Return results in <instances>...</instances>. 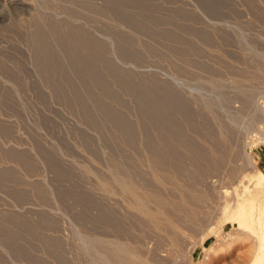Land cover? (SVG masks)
Listing matches in <instances>:
<instances>
[{
  "label": "rangeland",
  "instance_id": "rangeland-1",
  "mask_svg": "<svg viewBox=\"0 0 264 264\" xmlns=\"http://www.w3.org/2000/svg\"><path fill=\"white\" fill-rule=\"evenodd\" d=\"M99 1L44 0L111 32L112 60L64 26L0 21V264H102L117 245L150 264H249L264 249L245 156L264 170V0ZM117 171L159 194L175 228L132 209ZM225 199L247 204V227Z\"/></svg>",
  "mask_w": 264,
  "mask_h": 264
},
{
  "label": "bare ground",
  "instance_id": "bare-ground-1",
  "mask_svg": "<svg viewBox=\"0 0 264 264\" xmlns=\"http://www.w3.org/2000/svg\"><path fill=\"white\" fill-rule=\"evenodd\" d=\"M64 1H65L64 4L66 6V9H72L75 5H77L76 1L78 0H64ZM91 1H93L94 3H100L99 0H91ZM105 1L106 4L108 5V10H110L111 13V11L113 10L114 0H105ZM52 12L53 11L50 9L48 5H46L44 0H0V21L5 22L6 20H8L6 21L7 22L6 26L15 25L16 17L19 18L23 17L25 22L23 23V25L28 24L34 26L36 25V23H40L44 28L47 29H50L54 26H61V27L64 26L66 27V29L78 33V35L86 43L87 50L89 53L95 54L98 53L102 48H104L105 51L108 52V55L111 57L112 60L115 49H114V38L111 32H105L106 36H103L98 32L97 28H93V27L91 28L87 26L86 22L78 21V20L69 22L70 20L73 19H70L71 16L67 12V10L56 11L54 12V15L52 14ZM262 65H263L262 70L264 72V57H263ZM6 82L7 79L6 78L4 79L2 76H0V86L2 85V87H4ZM256 100L255 102L252 101L253 106L257 111L261 112L262 105L261 106L258 105L259 101L257 102L256 105ZM1 121L2 120L0 116V122ZM229 122L232 125L237 124L235 120L233 119L231 120L230 118H229ZM224 129L226 130V128ZM224 129L220 127V134H223V132L225 133ZM245 156L248 162V167L251 168L252 171L255 172L256 174L254 175L255 177L253 182L256 185L264 184V171L260 168L258 169L255 168V160L252 157V155L245 153ZM147 167L149 168L150 174L155 180V182L159 186L165 187L169 179H171V177L169 178L167 174L161 173L158 170L156 161L152 158L148 159ZM112 181L119 188L120 193L132 198L131 201H128V205L140 215L145 216L146 218L154 222V226L156 228H160L158 224L161 221H166L168 223V227L175 228V225L168 218V215L166 214L164 209L158 206L157 207L151 206V202H157L160 199L159 194H154L151 191L142 188L141 187L142 185L139 186L138 184L139 182H136L134 178L132 179V177L129 174H125L124 172L123 173L120 171L115 172L112 176ZM206 181L212 187L213 191L217 188L215 180L207 178ZM180 190H184V188L180 187L178 191V196L181 198V202L184 205H189V202L186 200L183 192ZM217 191H218L217 195L221 199L222 191L220 190ZM246 212H247V204L244 201H240L239 199H237V201L230 203L228 199H225L224 206L222 208V213L224 215H228L229 217L233 218V220L237 221L239 224L238 228H242L243 225L247 227L246 222L243 220V217ZM252 212H253L252 217H255V210L253 209ZM213 228L214 227H211L210 231H212ZM256 228L259 230L260 226L256 224ZM250 230H252V227H250ZM170 240L174 244L177 242L176 238H171ZM113 251L116 252V253L112 252V256L114 257H111L108 254L99 253L98 260L102 264H135V263L150 264V261L147 257L142 259L140 255L134 254L133 250L126 249L121 245L115 246Z\"/></svg>",
  "mask_w": 264,
  "mask_h": 264
},
{
  "label": "crops",
  "instance_id": "crops-1",
  "mask_svg": "<svg viewBox=\"0 0 264 264\" xmlns=\"http://www.w3.org/2000/svg\"><path fill=\"white\" fill-rule=\"evenodd\" d=\"M261 158L264 160V152H263V154L261 155ZM260 169H262V168H260ZM263 170V169H262ZM264 171V170H263ZM262 256H264V249H261V250H259L258 252H257V254H256V257L254 258V260L253 261H249V264H264V259H263V257ZM261 258H262V260H261ZM260 260V261H259Z\"/></svg>",
  "mask_w": 264,
  "mask_h": 264
}]
</instances>
